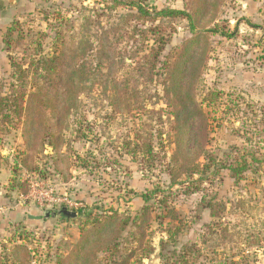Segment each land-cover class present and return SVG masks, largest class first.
I'll use <instances>...</instances> for the list:
<instances>
[{
  "label": "rangeland",
  "instance_id": "1",
  "mask_svg": "<svg viewBox=\"0 0 264 264\" xmlns=\"http://www.w3.org/2000/svg\"><path fill=\"white\" fill-rule=\"evenodd\" d=\"M146 1L155 9L190 8L188 0ZM106 6H110L109 0H0V81L6 83L10 77L2 36L14 21L23 24L22 30L30 35L47 32V25L65 29L74 24L78 28L87 20L95 24L108 12ZM162 24L174 34L161 61L191 38L185 20ZM210 28L228 37L207 36L210 52L195 90L197 103L211 123L209 149L258 150L262 169L247 172L237 184L223 172L202 183L197 193L184 195L196 187L193 180L197 177L183 185H168L165 165L174 145L158 137L159 132L170 130L166 112L158 114L164 109L165 87L140 93L138 108L115 114L102 92L88 82L63 132L62 153L68 164L63 161L57 166L53 151L45 146L33 156L35 170L29 173L19 164L18 153L23 150L20 132L0 134V264L13 263L15 245L27 248L30 264H61L70 255L82 225L89 224L88 216L115 211L132 217L143 206L140 195L156 187L162 190L156 200L166 198L180 221L170 227L154 221L145 232L142 247L131 240L123 245L124 249H137L130 264H174L168 257L172 251L176 264H264V0H224ZM43 45L47 49L51 40ZM119 63L121 76L129 61ZM210 92L220 93L217 100L203 101ZM139 134L140 143L152 136L158 153L153 167L144 162L141 152H133ZM22 185L27 187L26 194ZM51 197L69 200L77 208L49 204ZM202 198L223 201L226 210L219 220L213 221L208 210L201 209ZM62 208L76 218L59 214ZM45 212L49 215L43 218ZM159 212L162 210L155 205L154 213ZM148 245L151 251L145 252ZM97 261L108 264L100 253Z\"/></svg>",
  "mask_w": 264,
  "mask_h": 264
},
{
  "label": "trees",
  "instance_id": "2",
  "mask_svg": "<svg viewBox=\"0 0 264 264\" xmlns=\"http://www.w3.org/2000/svg\"><path fill=\"white\" fill-rule=\"evenodd\" d=\"M223 1L188 0L189 11H184L155 9L148 6L146 0H109L110 6L105 8L108 12L98 17L95 24L87 20L78 28L68 24L65 29L47 25V32L35 35L24 32L23 24L14 21L2 36L10 77L6 83L0 81V134L12 130L20 132L23 150L18 153L19 164L32 173L35 170L33 156L41 153L45 146L53 151L57 166L63 161L69 163L62 153L63 132L68 116L78 108L79 97L86 92L89 82L102 92L115 114L130 113L138 108L140 93L151 94L158 86L165 87L164 109L158 114L166 112L170 130L166 134L159 132L158 137L174 145L170 162L165 165L168 185H183L197 177L193 180L196 187L186 190L184 195L197 193L202 183L222 176L223 172L235 184L243 180L247 172H259L262 160H259L258 150L209 149L211 123L196 100V86L210 52L207 36L228 37L210 28ZM174 19L188 23L191 38L161 61L174 34V30L166 31L162 23ZM48 39L51 46L45 49L43 43ZM119 60L129 61L127 71L121 76ZM142 85L143 90L139 92ZM219 94L207 93L203 101L215 102ZM164 135L166 139L162 138ZM149 136L140 143L138 140L142 137L136 135L133 152H141L144 162L153 167L158 153ZM127 147L129 150V144ZM182 177L185 180L181 181ZM20 188L26 194V185ZM160 193L161 188L156 187L141 194L143 206L132 217L119 216L115 211L99 214V217L88 216L89 224L82 225L77 242L61 264H98L99 253L108 264H130L137 249H124L123 245L131 240L138 248L142 247L145 232L154 221L159 226L167 224L169 227L180 221L177 212L167 205L166 198L156 200ZM155 205L162 212L154 213ZM199 205L202 210H208L213 221L219 220L226 210L223 201L216 198H202ZM168 230L170 233V228ZM150 251L148 245L145 252ZM12 257V264H30V253L23 245L13 247ZM168 257L176 264L175 251L168 252Z\"/></svg>",
  "mask_w": 264,
  "mask_h": 264
},
{
  "label": "built area",
  "instance_id": "3",
  "mask_svg": "<svg viewBox=\"0 0 264 264\" xmlns=\"http://www.w3.org/2000/svg\"><path fill=\"white\" fill-rule=\"evenodd\" d=\"M48 203L49 204H52V205H66V207H70V208H77V205L75 204H72L69 200H60V199H55L53 197L51 198H48L47 199Z\"/></svg>",
  "mask_w": 264,
  "mask_h": 264
},
{
  "label": "water",
  "instance_id": "4",
  "mask_svg": "<svg viewBox=\"0 0 264 264\" xmlns=\"http://www.w3.org/2000/svg\"><path fill=\"white\" fill-rule=\"evenodd\" d=\"M59 214H62L63 216H66L67 218H75L76 214L75 213H71V212H67V210L65 208H63L62 210L59 211ZM49 213L45 212L43 218L48 217ZM30 219H34V220H40L41 217H29ZM157 257V256H156Z\"/></svg>",
  "mask_w": 264,
  "mask_h": 264
}]
</instances>
